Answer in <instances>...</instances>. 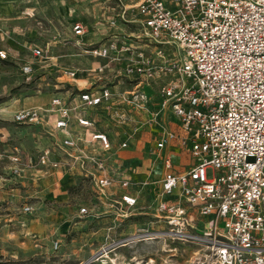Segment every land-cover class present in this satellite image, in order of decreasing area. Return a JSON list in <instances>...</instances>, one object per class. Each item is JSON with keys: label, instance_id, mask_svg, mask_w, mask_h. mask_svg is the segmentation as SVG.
I'll return each mask as SVG.
<instances>
[{"label": "built area", "instance_id": "obj_1", "mask_svg": "<svg viewBox=\"0 0 264 264\" xmlns=\"http://www.w3.org/2000/svg\"><path fill=\"white\" fill-rule=\"evenodd\" d=\"M116 8V18L136 22L140 33H116L117 21L107 18L92 32L94 37L106 32L104 37L85 38L88 28L74 23L72 43L103 64L62 69V77L75 82L81 76L87 87L56 89L46 104L13 113V123L57 134L59 143L35 157L0 149V163H8L18 178L58 170L62 165L54 150L59 148L81 175L95 174L102 195L114 185L128 190L135 186L131 181L107 176L106 160L96 149L108 153L112 145L94 130L91 111L103 108L121 126L135 125L134 113L149 114L145 125L159 124L170 111L185 135L180 145L188 147L195 164L175 173L169 158L163 162L155 211L167 227L165 236L203 247L205 264H264V0H115L106 12L113 15ZM128 16L137 20L126 21ZM30 53L53 60L47 49L34 46ZM0 59L7 54L0 52ZM20 71L28 80L34 74L29 63ZM106 72L112 81L106 82ZM124 80L131 90L122 89ZM157 81V106L150 110L145 88ZM175 138L163 130L156 148ZM114 205L134 209L138 202L121 194ZM79 215L87 216L88 210L81 208Z\"/></svg>", "mask_w": 264, "mask_h": 264}, {"label": "rangeland", "instance_id": "obj_2", "mask_svg": "<svg viewBox=\"0 0 264 264\" xmlns=\"http://www.w3.org/2000/svg\"><path fill=\"white\" fill-rule=\"evenodd\" d=\"M114 2L0 0V52L7 54L6 60L0 59V149L16 148L24 156L35 157L59 143L57 134L13 123V113L46 104L56 89H68L82 78L70 81L62 77V69L86 70L103 64L83 55L72 43L74 23L88 28L85 38L104 37L106 32L95 37L92 32L96 24L105 25L107 18L117 21L116 33H140L136 22L116 18L118 8L113 15L106 12ZM124 19L136 21L137 17ZM34 46L47 49L52 62L33 58L30 48ZM25 63L34 69L29 80L20 71ZM102 76L106 82L112 81L107 72ZM123 82V90L132 89ZM160 85L161 81L150 85L155 95ZM54 155L60 160V169H43L24 178L15 177L8 163H0V264L206 263L203 247L165 236L167 227L157 217L153 190L142 192L136 208L120 209L114 205V197H109L112 191L98 192L91 167L86 169L94 176H84L59 148ZM105 166L107 176L117 182L115 173L122 170V164L117 170L107 159ZM206 177L212 178V171ZM81 208L88 210L87 216L79 215Z\"/></svg>", "mask_w": 264, "mask_h": 264}, {"label": "crops", "instance_id": "obj_3", "mask_svg": "<svg viewBox=\"0 0 264 264\" xmlns=\"http://www.w3.org/2000/svg\"><path fill=\"white\" fill-rule=\"evenodd\" d=\"M74 86L82 90L87 87V81H76ZM113 90L115 93L118 92L116 88ZM145 91L151 96L150 110H153L157 106L153 89L147 87ZM60 96L65 95L61 94ZM35 106H40V104H35L33 107ZM134 116L135 125L121 126L113 123L103 108L91 111V118L96 122L94 130L106 134L112 145V149L108 153H103L98 148L96 152L106 158V161L107 159L113 161L117 170L121 167L120 163L122 164V170H120L122 173H115V178H118L117 181L126 179L135 185L128 190H122L119 186L114 185L108 190L109 192L112 191L109 197H114V200H117L121 194H130L137 199L139 205L143 191L150 189L153 190L154 195H156L155 193L158 194L160 181L164 174L163 162L166 158L171 160L175 173L186 171L195 164V160L189 154L188 147L180 145V140L185 135L179 128L178 120L170 111L164 112L159 118V124L154 125H145V122L149 119V114L134 113ZM71 130L75 133L82 132V129L75 125H71ZM163 130L172 132L176 135V138L171 140L164 148L158 150L156 145ZM124 141L128 142L127 148L121 149L120 144ZM83 146L86 147V145Z\"/></svg>", "mask_w": 264, "mask_h": 264}, {"label": "bare ground", "instance_id": "obj_4", "mask_svg": "<svg viewBox=\"0 0 264 264\" xmlns=\"http://www.w3.org/2000/svg\"><path fill=\"white\" fill-rule=\"evenodd\" d=\"M102 258H108L107 256H103ZM110 263L115 264L114 260H110Z\"/></svg>", "mask_w": 264, "mask_h": 264}]
</instances>
